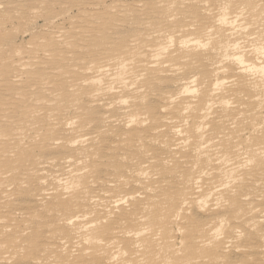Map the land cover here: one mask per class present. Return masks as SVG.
I'll use <instances>...</instances> for the list:
<instances>
[{"label":"bare ground","instance_id":"bare-ground-1","mask_svg":"<svg viewBox=\"0 0 264 264\" xmlns=\"http://www.w3.org/2000/svg\"><path fill=\"white\" fill-rule=\"evenodd\" d=\"M111 3L0 44V264H264V0Z\"/></svg>","mask_w":264,"mask_h":264},{"label":"rangeland","instance_id":"rangeland-1","mask_svg":"<svg viewBox=\"0 0 264 264\" xmlns=\"http://www.w3.org/2000/svg\"><path fill=\"white\" fill-rule=\"evenodd\" d=\"M79 1L66 0L67 3L64 8L68 6V8L73 9L71 12L73 20L69 21L64 20L65 18L62 17V2L60 0H45L43 3L41 0H0V44L8 51L22 48V52H27L28 47L34 50L38 49V42L30 41L24 31L28 30L30 25H33L38 32V36H42L46 32L44 25H48L46 20L50 18H55L52 25H64L66 31L70 32L73 30L71 25H87L86 23L90 20L88 14L78 19L81 7ZM82 1L86 2V0ZM95 1L87 0L90 3ZM105 2L107 5L112 4V0H105ZM106 11L107 9L103 12ZM95 22L106 24L104 20H95Z\"/></svg>","mask_w":264,"mask_h":264}]
</instances>
